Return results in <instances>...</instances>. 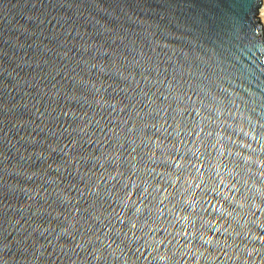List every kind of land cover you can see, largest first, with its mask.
Wrapping results in <instances>:
<instances>
[{
    "label": "water",
    "instance_id": "water-1",
    "mask_svg": "<svg viewBox=\"0 0 264 264\" xmlns=\"http://www.w3.org/2000/svg\"><path fill=\"white\" fill-rule=\"evenodd\" d=\"M262 0H0V264H264Z\"/></svg>",
    "mask_w": 264,
    "mask_h": 264
},
{
    "label": "bare ground",
    "instance_id": "bare-ground-1",
    "mask_svg": "<svg viewBox=\"0 0 264 264\" xmlns=\"http://www.w3.org/2000/svg\"><path fill=\"white\" fill-rule=\"evenodd\" d=\"M263 1V2H262ZM261 1V4L262 6L260 5L261 7V11H260V7H259V18H260V22L262 24V29H263V32H264V28H263V24H264V0Z\"/></svg>",
    "mask_w": 264,
    "mask_h": 264
},
{
    "label": "rangeland",
    "instance_id": "rangeland-1",
    "mask_svg": "<svg viewBox=\"0 0 264 264\" xmlns=\"http://www.w3.org/2000/svg\"><path fill=\"white\" fill-rule=\"evenodd\" d=\"M263 2V1H262ZM263 4V3H262ZM262 4H261V6H262ZM260 11H261V7H260ZM263 28H264V24H263Z\"/></svg>",
    "mask_w": 264,
    "mask_h": 264
}]
</instances>
